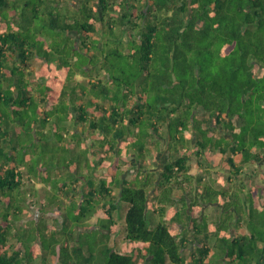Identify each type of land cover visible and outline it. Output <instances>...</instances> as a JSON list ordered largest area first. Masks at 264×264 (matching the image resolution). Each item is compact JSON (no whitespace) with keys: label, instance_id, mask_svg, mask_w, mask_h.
Instances as JSON below:
<instances>
[{"label":"trees","instance_id":"16d2710c","mask_svg":"<svg viewBox=\"0 0 264 264\" xmlns=\"http://www.w3.org/2000/svg\"><path fill=\"white\" fill-rule=\"evenodd\" d=\"M8 3L0 0V7ZM12 5L0 14V76L12 81L0 91V141L13 122L20 129L16 144L22 146L28 143L22 134L38 122L27 119L45 125L49 118H77L91 139V145L82 141L86 148L76 156L79 162L83 158L89 166L87 153L98 147L95 165L109 167L97 177L83 174L87 190L78 183L82 174L72 172L78 165L67 163L71 172L64 178L58 176L64 170L59 164L47 168L43 179L53 189L47 200L60 217L45 228L48 244L38 225L30 235L15 236L9 253L8 214L0 222V264H32L41 255V264H220L219 257L224 264H264V0H15ZM39 37L52 45L48 54L58 60L47 54L46 65L35 70L29 60L33 49L39 54ZM74 50L105 71L106 79L75 81ZM110 54L126 61L110 63ZM87 63H80L83 70L91 69ZM88 85L94 90L87 92ZM95 96L99 102L91 100ZM81 97L89 102L78 105ZM129 137L123 152L119 143ZM62 148L63 154L67 147ZM109 152L113 163L105 162ZM121 152L138 160L135 166L126 162L122 168ZM154 152L162 154L160 168L146 164ZM11 158L0 146V196L9 200L26 186L23 167H11ZM18 198L25 202V196ZM122 202L129 205L123 239L130 252L110 244L118 231L114 212ZM209 202L228 211L210 220L203 210ZM86 230L97 232L99 247L89 237L83 240ZM62 232L69 240L61 241ZM212 256L218 259L211 261Z\"/></svg>","mask_w":264,"mask_h":264},{"label":"rangeland","instance_id":"374dc122","mask_svg":"<svg viewBox=\"0 0 264 264\" xmlns=\"http://www.w3.org/2000/svg\"><path fill=\"white\" fill-rule=\"evenodd\" d=\"M14 1L15 0H9L8 5L4 4V6L0 7V14L2 12L6 13V10H7V12H9L11 7L13 6L12 4L14 3ZM69 2H71V1H69ZM36 44H37V47L39 48L38 52L42 56L47 55L48 52H49V49L50 48L52 49V45L49 46L47 44L46 40H44L41 37L36 38ZM110 44L113 45V47L118 45L122 49L121 45L118 44L116 41H111ZM35 49L37 51V48H35ZM68 51L69 50H67V52ZM88 58L89 57L86 56L85 53L81 52V50L80 51L74 50L72 55H71V57H70V63H71V65L74 66L73 69H77L79 71L78 75H79V78L82 77L81 78L82 80L83 79H88L89 77H92V75H93V71L91 70L92 68L95 69V73H94L93 76H95V77L98 76V77L101 78V73L103 75L102 70L99 67L91 65L90 61L88 60ZM108 59H109L110 63L111 62H116V61L117 62L126 61V60H124V58L122 59L119 56H117L116 54H110ZM86 61H88V63H87L88 65L87 66L89 68H91V67L92 68L83 70L84 68H81V64L85 63ZM19 63L20 62L17 61V65H19ZM19 76H20V73H19ZM21 76H22V74H21ZM18 79H20V77ZM2 80H6V81H3L1 83ZM13 81H14V79H13ZM8 82H10V84H12V81H9L7 79H3L0 76V83H1L0 84V91H2V92L5 91V89L3 87L7 88L8 85H6V83L8 84ZM83 83L87 84L88 82H87V80H84ZM91 87H92L91 85H88L87 92H89L91 89L94 90ZM13 90H15V88ZM81 98H83V97H81ZM0 101H1V99H0ZM85 101L89 102V99L87 100V98H85ZM142 107H144V106H142ZM16 118H20V117L17 116ZM37 119H38V121H40L39 118H29V119H27L28 120V124L30 122L34 123V121L37 120ZM146 122H147L146 119H144L143 123L140 124L139 128H141V130L145 129V126L147 124ZM37 127L42 128L40 125H37ZM61 127L62 126L60 125V128ZM27 130H28L27 133H23L22 136L26 140V142H28V143H22V146L21 145L18 146L17 151L15 152L14 156L11 158V160L15 161L16 163L9 162V165L11 167L13 165L18 166V167H21V166L23 167V174L24 175H23L22 180L26 184V186H25V188L22 191L20 189H16L15 191H13V194L15 196L17 195V198H14V199H11V200H7L6 199L7 197H6L3 200V198L0 196V201L2 200V202L0 204V222H1V219L3 220L4 218L7 219V218L10 217V219L12 220V226L11 227L13 228V229L10 228L11 232H12L11 234H12L13 237L17 236L18 238H20L22 235H25V234L27 235V232H28L29 235L32 234V231L30 232V230L32 228L37 227L38 225H40V228H42L41 229L42 231H41L40 235L44 238L45 244H48V239L46 238V236L50 235V231L45 229V228L48 227V224H49L48 223V219L47 218H43V219H41L39 221L35 220V219H29L31 216H34V213H33L34 210H32V208H35V209L38 210V208H40L41 206L37 205V204H35V205L32 204L31 205V201L33 199H37L38 197H40V194L37 192V190H34L33 186H29L30 185V181H28V179H29L28 176L32 175L34 177L35 172L39 170L40 163L42 165H44L46 169L47 168H49V169L53 168L54 166H56L58 164L61 167H67V163L75 164V159L73 161V156L71 154L75 152V149H77L75 155L76 156L80 155L79 153L84 150V146H83V143H82V147H79V145L82 142L81 140L78 143H76V144L75 143L72 144V145L71 144H67L71 137L70 138H66V136L63 135V134H61V135L54 134V136L51 137L52 139L48 138V140L47 139H45V140L38 139L39 135H37L36 139L33 138V141L31 142L30 138H32L35 135V133H34L35 131L32 130V129L31 130L28 129V127H27ZM173 130H174V128H173ZM18 131H20V129H18ZM55 135H57V136H55ZM141 138H142V136H141ZM144 138H145V136H143V139ZM132 139H133L132 137H129V139H125L124 141H121L119 143L120 149H122L123 152L126 151V149H127L126 146H130L131 145ZM176 142L177 141L173 140L171 142V144L174 145ZM63 145H66L67 149L62 154L61 151H63V148H62ZM132 146H133V143H132ZM136 150H138V148H136ZM49 151H51L53 156L49 155ZM124 154L125 153L122 154V152H121V155H119V156L123 159L124 158ZM155 154H156V152H154L151 157L149 156L147 158V160H146L147 163L146 164H148L149 166H152L153 168H160L162 163L158 164V160L160 162L162 161V159H163V158H161L162 154L160 155V158L158 157L159 155L157 157H155ZM139 155L142 156L141 154H139ZM126 158H128V160H129L128 164H132V163L135 164L136 161H138V160H135V162H134V160L131 159L132 155H130L129 157H126ZM193 163H194L193 164V170L196 172L197 163L196 162H193ZM41 173H42V171L39 172L40 176H42ZM106 173H108V172H106ZM111 180H113V179H111ZM96 181L99 182L98 178L96 179ZM53 187H54V185H53ZM52 191H53V189H52ZM59 191H60L59 188H55V195H56L54 197L55 201L59 199ZM18 195H19V197H20V195L25 196L26 197L25 202L20 204V199L18 198ZM31 195H32V198H31ZM37 202L40 203L39 198L37 199ZM50 202L51 201H49V203L45 202L46 206L43 207V208L41 207L40 211H46V212L52 211L54 204H51ZM94 202H97V199ZM57 203L58 202H56V204ZM16 207H18V208H16ZM65 207H66V209L69 211V213L71 215L74 216L76 214V217L78 216V212L72 213V211H71V209L69 207L64 206V208ZM95 207H96V209L93 206L91 208V209H93V212L94 211H99L100 208L97 207V206H95ZM127 207H128L127 203H123V204H121L119 206V209L116 212V216H117V220H118V231H117V233H115V235L113 237H111V240H110V242H111L110 244L113 247H115L116 249L121 250L122 252H126V251L130 252V251H132V247L131 246H126V241L123 239V236H124V233H125L124 216H125V213L127 211ZM17 209L22 211V214H19V210H17ZM30 209H31V211H30ZM60 210L58 211V213H60ZM61 211H63V210H61ZM31 212H32V214H31ZM23 213H24V215H23ZM8 214H10L9 217L7 216ZM148 214H149L150 218H152V219L154 218L155 219V217L153 216V212L152 211H150ZM19 218L23 219V220H21L20 223H19V220H20ZM91 218L92 219H90L89 222L94 224L96 222V218H95V216H93V217L91 216ZM24 228H26V229H24ZM96 233L97 232L95 230L94 231H87V232L83 233V240H85L86 238L89 237L90 238L89 240L90 241L92 240V243H94L96 247H99V244L96 241L97 240L96 236H95ZM34 235H35V233H34ZM61 236H63V237H60L61 241L69 240L68 236H66L64 234V232H62ZM11 242L15 243L16 241H15L14 238H10L9 239L10 246H11ZM41 259H42V255L35 262H33L32 264H41ZM217 259H218V257H214L213 256V260H211V261H216ZM142 264H144V262H142ZM167 264H170V263H167Z\"/></svg>","mask_w":264,"mask_h":264},{"label":"crops","instance_id":"0c3cea01","mask_svg":"<svg viewBox=\"0 0 264 264\" xmlns=\"http://www.w3.org/2000/svg\"><path fill=\"white\" fill-rule=\"evenodd\" d=\"M45 37H47V36H45ZM93 38L99 39V36L95 35V36H93ZM100 41H102V40H100ZM93 52H94V50L92 49L89 52V54H91ZM31 53H32V55L30 56V60H29L30 64L29 65H30V67L32 69H35V70L38 69L39 70V69H41L42 66L46 65V60L44 58L45 56L37 54L36 49H33L31 51ZM48 57L50 59H53V60H58V57L55 54H48ZM58 63L60 65V61ZM92 71H93V75H94L95 69L92 68ZM102 72H103V75L101 73V79L105 80L106 79L105 71L102 70ZM78 79H80L79 75H76L75 81L78 80ZM84 100H85L84 97L78 99L77 100L78 101L77 104L78 105L79 104L86 105V102H84ZM91 100L99 102V98L97 96H95L94 99H91ZM94 106L95 105L92 103L91 107L94 108ZM76 120H77V118H65L63 121H59L56 118H52V119L49 118V120H48L49 122L46 123L45 125H43L39 121L37 123L35 122V124H34V131H35L34 133H35V135L33 136V138L36 139V136L39 135L38 139H41V140L44 139L45 140L46 139L45 136L48 135V137H47V140H48V138H51V137L54 136V132L57 131L58 129H60L59 126L61 125L62 126L61 128H63V130H66L64 132V135L66 136V138H70L71 137L70 141H69V144H71V145L74 144V143L76 144V143H78V141L81 140V141H85V142L90 141V145H91V139L89 138V135H88V128H87L86 123H81L80 121L76 122ZM37 125H40L42 128L37 127ZM2 129H4V127H2ZM18 129H19V127H18L17 122H13L12 125H11V128H10V132H7L5 134V136L3 137L2 141H0V146L4 147L5 151H7V152L11 151L12 157L14 156V154L16 152V150L14 148L18 147V145L16 144V140H15V138L17 137V133L19 132ZM74 132H75V134H74ZM11 141H13L12 144H10ZM83 146H84V148H86L84 143H83ZM79 147H82V142L79 145ZM76 150L77 149H75V152L71 154L74 157L76 156L75 155L76 154ZM94 150L97 151V150H99V148L98 147H96V148L91 147L90 151L87 153V156L89 158V163H90L89 166H87L88 164L86 165V163H84L83 158H82V163H81V162H79V159L77 157H75V158L73 157V161L75 159V164H73V165H78V170H74L72 172L75 173V172L79 171L82 174V176L80 177V181H78V183H79V185H82L83 189H85V190H87V188H89V187H88V183H87V181L85 179V176L83 174H88V175L92 174L95 177H97V176L100 175V172L101 173L108 172V167L109 166H106L105 164H99L97 166L95 165V160L99 158V154H97V156H96V154L93 152ZM111 156H112V158H110ZM148 157L149 156H147V158ZM211 157L213 158L214 161L217 159V156H212L211 155ZM107 158L108 159L105 160V162H108V163L112 162L113 163V161H115L114 154H112L111 152L108 153ZM121 160L124 161L123 165H122V168H124L126 162H128V158L124 157ZM10 162L11 163H16L15 161H12V160ZM132 166H135V165L132 164ZM63 168H64L63 173H60L58 175L60 178H64L66 172H71L70 169H67L66 167H63ZM39 170L42 171V173H41L42 176L39 175L37 177H33L31 175L32 179L30 181V185L29 186H33L34 190H37V192L40 194V197H38V198H39L41 204L37 202L38 198L37 199H33L31 201V203L33 205H35V204L40 205L43 208V207L46 206L45 202L48 203V200H47L48 198L47 197L49 196V194H48L49 191L52 190V185H51V183L49 181H45L43 179V175H45V173H46V168L41 163L39 165ZM135 170H136V168H135ZM192 171L195 172L193 169H192ZM196 172H197V170H196ZM211 176L214 177V174H212ZM54 177H56V176H54ZM210 184L216 185L218 183H210ZM227 186H228V183H227ZM187 187L190 189L191 187H194V185L187 184ZM193 190L195 191V187H194ZM116 192H117V190L115 189L113 191V193H116ZM181 193H183L182 190H174L173 191V194L177 195V196L178 195L180 196ZM2 198L4 200L6 197H2ZM31 198H32V195H31ZM6 199L9 200V197L7 196ZM227 200H229V198L225 199L226 202H228ZM123 203H126V202H122L121 204H123ZM44 204H45V206H44ZM41 207L38 208V210L35 209V208H32V210H34L33 211L34 216H31L29 219H35V220L39 221V220H41L43 218H47L48 219V223H49L48 226L51 227L52 223L55 221V218L58 219V217H59V214H56L55 211L52 212L53 210H56L57 208L55 206H53V210L52 211L46 212V211H40ZM118 209H116L115 212H114V217H115L116 220H117L116 212H117ZM203 210H204V212L206 214H208V218L210 220H214L216 215L219 213V211H223V210L225 212L228 211L227 209H224L219 203H215V202H213V203H210V202L209 203H204L203 204ZM30 211H31V209H30ZM31 214H32V212H31ZM23 215H24V213H23ZM21 220H23V219H20L19 223L21 222ZM232 231H233V233L235 232V227H234V229ZM114 235H115V233L112 234L111 237H113ZM9 238H14L15 241H17V239L15 237L11 236V235L9 236ZM13 243L14 242H11V246L8 247V249H9L8 252L9 253L13 252V248H14L12 246ZM15 243H17V242H15ZM9 245H10V243H9ZM220 254H221V252H220ZM211 258L213 260V256ZM219 260L221 261L220 264H224L225 261L221 257H219ZM263 263H264V261H263Z\"/></svg>","mask_w":264,"mask_h":264},{"label":"flooded vegetation","instance_id":"af4514ba","mask_svg":"<svg viewBox=\"0 0 264 264\" xmlns=\"http://www.w3.org/2000/svg\"><path fill=\"white\" fill-rule=\"evenodd\" d=\"M12 167H14V165Z\"/></svg>","mask_w":264,"mask_h":264}]
</instances>
